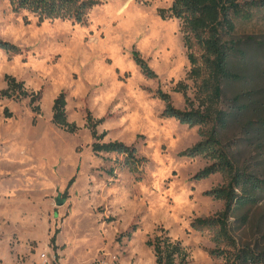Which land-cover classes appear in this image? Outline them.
Listing matches in <instances>:
<instances>
[{
  "label": "rangeland",
  "instance_id": "1",
  "mask_svg": "<svg viewBox=\"0 0 264 264\" xmlns=\"http://www.w3.org/2000/svg\"><path fill=\"white\" fill-rule=\"evenodd\" d=\"M98 1L79 23L41 20L0 0V39L16 47H0V92L12 76L41 94L39 114L30 96L0 98V264H43V254L49 264H156L149 242L165 232L182 242L187 264H240L234 248L216 242L215 229L192 225L223 210L224 201L207 192L229 182L220 172L198 178L209 160L182 154L210 125L164 115L157 94L168 93L180 110L199 105L181 22L167 14L174 0ZM237 35L250 39L246 60H233L246 77L225 84L219 107L226 110L240 106L235 96L243 90L264 94V14L240 23ZM179 82L188 85L186 94ZM61 92L74 133L53 122ZM88 114L105 133L101 143L134 146L141 164L95 151ZM242 123L222 138L243 169L264 177V145ZM250 212L247 224L231 219L232 232L240 247L264 251V194Z\"/></svg>",
  "mask_w": 264,
  "mask_h": 264
},
{
  "label": "trees",
  "instance_id": "2",
  "mask_svg": "<svg viewBox=\"0 0 264 264\" xmlns=\"http://www.w3.org/2000/svg\"><path fill=\"white\" fill-rule=\"evenodd\" d=\"M15 11L29 10L46 18L74 19L83 23L98 0H9ZM168 16H173L181 22V31L188 59L191 64L188 78L196 86V100L199 105L190 103V108L180 110L173 106L168 93L158 91L165 101L163 114L174 117L182 124L189 126L210 125L202 134V138L193 146L182 152L188 157L204 156L209 163L196 175L207 178L215 173H223L229 177V182L207 192L208 195L224 201V208L216 215L198 217L193 221V228L205 230L215 229L217 243H225L236 250L234 260L240 264H264V251L251 248L250 245L240 247L232 232L231 219L247 224L250 210L257 205L264 194V177L255 171L243 169L233 156L228 145L222 138V131L232 123H242L244 132L256 140L259 147L264 145V94L260 90H243L235 96V102L240 106L229 110L219 107L225 95L227 82L244 80V69H237L234 58H240L243 63L247 56V43L237 35L238 25L248 23L264 14V0H174L167 10ZM0 47L16 48L0 39ZM136 62L142 70L152 76L154 72L137 53ZM8 87L0 92V98L31 97L30 104L35 113L41 112L39 104L40 92H30L23 81L12 76H6ZM176 89L187 93L188 85L179 82ZM67 100L61 92L54 100L53 122L56 126L74 133L77 126L71 123L67 115ZM7 117L12 113L6 109ZM92 134L97 141L93 144L95 151H117L125 155V162L141 164L142 157L137 154L134 146L120 142L101 143L105 133L99 134L91 114H88ZM262 153V152H261ZM154 248L156 264H187L189 253L180 240H173L167 232L157 235L149 242ZM213 256L222 253L215 249L210 251ZM225 254V253H223ZM231 255V256H232Z\"/></svg>",
  "mask_w": 264,
  "mask_h": 264
},
{
  "label": "built area",
  "instance_id": "3",
  "mask_svg": "<svg viewBox=\"0 0 264 264\" xmlns=\"http://www.w3.org/2000/svg\"><path fill=\"white\" fill-rule=\"evenodd\" d=\"M43 264H49L46 254L42 255Z\"/></svg>",
  "mask_w": 264,
  "mask_h": 264
},
{
  "label": "water",
  "instance_id": "4",
  "mask_svg": "<svg viewBox=\"0 0 264 264\" xmlns=\"http://www.w3.org/2000/svg\"><path fill=\"white\" fill-rule=\"evenodd\" d=\"M57 203H58L59 205H61V204L64 203V200H61V198H58V199H57Z\"/></svg>",
  "mask_w": 264,
  "mask_h": 264
}]
</instances>
